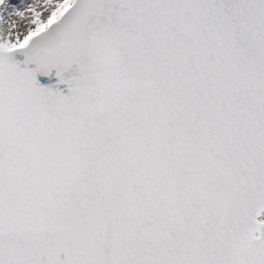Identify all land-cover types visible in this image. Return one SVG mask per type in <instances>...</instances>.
<instances>
[{"label": "snow or ice", "instance_id": "obj_1", "mask_svg": "<svg viewBox=\"0 0 264 264\" xmlns=\"http://www.w3.org/2000/svg\"><path fill=\"white\" fill-rule=\"evenodd\" d=\"M0 264H264V0H0Z\"/></svg>", "mask_w": 264, "mask_h": 264}, {"label": "water", "instance_id": "obj_2", "mask_svg": "<svg viewBox=\"0 0 264 264\" xmlns=\"http://www.w3.org/2000/svg\"><path fill=\"white\" fill-rule=\"evenodd\" d=\"M37 80L40 84L43 85H55L56 88H59L62 92H67V86L65 84H58V77L55 75V69H52L48 76H43L41 74H37Z\"/></svg>", "mask_w": 264, "mask_h": 264}, {"label": "rangeland", "instance_id": "obj_3", "mask_svg": "<svg viewBox=\"0 0 264 264\" xmlns=\"http://www.w3.org/2000/svg\"><path fill=\"white\" fill-rule=\"evenodd\" d=\"M5 19H7V17H5Z\"/></svg>", "mask_w": 264, "mask_h": 264}]
</instances>
